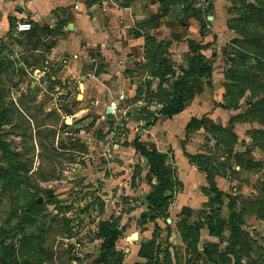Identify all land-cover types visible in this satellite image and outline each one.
Here are the masks:
<instances>
[{
	"label": "rangeland",
	"instance_id": "rangeland-1",
	"mask_svg": "<svg viewBox=\"0 0 264 264\" xmlns=\"http://www.w3.org/2000/svg\"><path fill=\"white\" fill-rule=\"evenodd\" d=\"M237 4L264 24V0ZM43 29L33 25L0 42V264H264V168L242 182L249 190L223 198L215 176L241 162L231 154L226 161L229 138L222 152L223 134L204 118L197 145L187 146L195 122L170 140L162 138L163 124L164 143H148L145 130L172 118L161 114L166 101L137 87L138 95L102 96L98 104L91 63L84 79L53 78L61 62L32 48L48 36ZM138 138L153 151L149 157ZM176 153L205 172L206 184L196 188L206 198L198 215L203 228L190 206L174 208L187 184ZM204 228L211 240L202 238Z\"/></svg>",
	"mask_w": 264,
	"mask_h": 264
},
{
	"label": "crops",
	"instance_id": "crops-1",
	"mask_svg": "<svg viewBox=\"0 0 264 264\" xmlns=\"http://www.w3.org/2000/svg\"><path fill=\"white\" fill-rule=\"evenodd\" d=\"M183 1L0 0V42L8 40L9 34L31 32L33 25L44 28L49 34L34 39V54L43 49L46 61L61 62L63 69L52 72L53 78L84 79L86 65L94 64L95 72L87 76L98 81L90 80L98 104L105 103L102 96L138 95L137 87L139 92L155 93L158 99H172L173 82L186 81L183 110L145 130L146 140L163 144L158 143L163 124L162 138L170 140L193 118L208 120L219 129L217 135L223 134L224 142L217 144L222 152L230 139L226 161L230 154L232 160L236 156L241 161L223 167L221 175L215 176V189L225 198L231 190H249L247 182H242L256 167L264 168V24L251 17L238 0H189L193 7ZM26 20L32 23L31 31L16 33V23ZM46 42L51 49L44 48ZM193 45L198 47L200 61ZM100 64L102 70H98ZM82 85L86 90L91 87L87 82ZM192 131L188 147L197 145L194 140L204 135L205 125ZM151 135L154 138L148 140ZM207 136L212 138L209 146L214 147L215 137ZM175 158L179 170L187 173V184L176 196L174 208L190 206L194 221L203 228L198 215L206 198L196 188L206 184L205 172L190 164L183 153H176ZM205 234L209 240L214 237L206 228L202 238Z\"/></svg>",
	"mask_w": 264,
	"mask_h": 264
},
{
	"label": "trees",
	"instance_id": "trees-1",
	"mask_svg": "<svg viewBox=\"0 0 264 264\" xmlns=\"http://www.w3.org/2000/svg\"><path fill=\"white\" fill-rule=\"evenodd\" d=\"M192 50H193V52H195V55H196V58L198 59V61H200L202 58H201V56H200V54H199V52H198V51H199V50H198V47H196L195 45H193V46H192ZM202 70H203V69H200V71H202ZM161 82H165V79L162 78ZM173 84H174V85H173V86H174V95H173V96H175V97L179 96V97H180V98L178 99L179 102H178L177 104H175L174 97H173L172 99H169V98L164 99V100L167 101V102H166V105H165L166 107L164 108V111L161 113L163 116L172 117V116H174L175 114L181 112V111L183 110L184 106H185L186 96H185V92H184V90H185L186 83H178V82H175V83H173ZM183 88H184V89H183ZM164 100H163V101H164ZM170 101H172V102H170ZM202 121H203V120L199 121V120L193 118V119L189 122L188 127H190L191 124L194 123V122H195V123H198V124L200 125V124H202ZM136 141H137L136 145H137V147L139 148L141 154H142V155H145L146 157H147V156L149 157V155H151V152H153V151L150 152V150H148L145 146H143V145L140 143L139 138H138ZM155 156H156V157H159V159H162V160L164 159V156H163V155H159V154L156 155V154H155ZM218 193H219V195H221L220 192H218ZM113 242H114V241H111V244H113Z\"/></svg>",
	"mask_w": 264,
	"mask_h": 264
},
{
	"label": "built area",
	"instance_id": "built-area-1",
	"mask_svg": "<svg viewBox=\"0 0 264 264\" xmlns=\"http://www.w3.org/2000/svg\"><path fill=\"white\" fill-rule=\"evenodd\" d=\"M200 2H203V0H198ZM32 29V23L28 20L26 21H18L16 23V26L14 28L16 33H23V32H29Z\"/></svg>",
	"mask_w": 264,
	"mask_h": 264
}]
</instances>
